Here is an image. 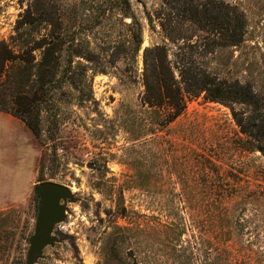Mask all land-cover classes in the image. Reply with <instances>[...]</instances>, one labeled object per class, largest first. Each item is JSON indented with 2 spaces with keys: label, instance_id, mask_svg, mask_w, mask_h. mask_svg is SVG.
Instances as JSON below:
<instances>
[{
  "label": "rangeland",
  "instance_id": "1",
  "mask_svg": "<svg viewBox=\"0 0 264 264\" xmlns=\"http://www.w3.org/2000/svg\"><path fill=\"white\" fill-rule=\"evenodd\" d=\"M159 47L177 81L201 69L263 93L264 0H0V264H27L46 181L74 200L36 264H216L226 246L264 263V155L234 118L251 108L201 93L156 125L142 98Z\"/></svg>",
  "mask_w": 264,
  "mask_h": 264
},
{
  "label": "trees",
  "instance_id": "2",
  "mask_svg": "<svg viewBox=\"0 0 264 264\" xmlns=\"http://www.w3.org/2000/svg\"><path fill=\"white\" fill-rule=\"evenodd\" d=\"M183 16L188 17L201 27H205L206 21L212 20L206 13L202 15L198 9L193 10L191 6L184 11ZM211 22L215 25V29L218 30V34L222 35L226 31L223 22ZM233 30H235V33L233 35L229 34L228 38L231 42H239L240 33L237 30H242V26L235 25ZM135 37L140 45L142 42L141 35L138 34ZM139 45L138 50L140 48ZM222 45L224 46L223 43ZM41 47L44 48V51L39 67L43 71L51 73L49 69L55 68V53L57 51L50 44ZM152 53H154L156 60L155 63L148 66L149 58L146 59V90L142 103L152 109V113L156 117V125L165 127L171 124L186 110V99L188 96H197L205 93L208 99L212 101L244 104L251 108L249 115L234 112V118L241 132L247 136L250 150L260 151L264 155V92L257 93L247 85H241L239 82H228L226 79H220L217 75L206 73L201 69L185 68L181 70L180 81H177L168 64L169 61L165 49L159 47L152 50ZM148 67L150 68L149 73ZM181 85L184 86V89L181 88ZM18 100H20V97H18ZM18 100L16 106L20 105ZM28 113H30V110L27 109L23 114H19L22 121L38 137L41 133L40 124L29 119L26 116ZM262 231L264 234V229ZM222 236L225 237L224 241L226 243L229 242L231 231L221 234L220 238ZM262 255L264 256L263 253ZM217 256L216 261L218 264L220 262H223V264H264L257 253H255V259L248 256L239 260V256L234 257L233 254L231 255L227 246L220 249L217 252Z\"/></svg>",
  "mask_w": 264,
  "mask_h": 264
},
{
  "label": "water",
  "instance_id": "3",
  "mask_svg": "<svg viewBox=\"0 0 264 264\" xmlns=\"http://www.w3.org/2000/svg\"><path fill=\"white\" fill-rule=\"evenodd\" d=\"M41 191L40 212L36 221V232L29 240L27 264H36L49 246L58 238L55 227L66 219L67 204L74 200L72 191L64 184L46 181L39 184Z\"/></svg>",
  "mask_w": 264,
  "mask_h": 264
}]
</instances>
